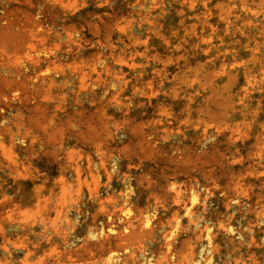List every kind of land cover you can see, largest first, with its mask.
<instances>
[{"label": "rangeland", "instance_id": "1", "mask_svg": "<svg viewBox=\"0 0 264 264\" xmlns=\"http://www.w3.org/2000/svg\"><path fill=\"white\" fill-rule=\"evenodd\" d=\"M0 264H264V0H0Z\"/></svg>", "mask_w": 264, "mask_h": 264}]
</instances>
